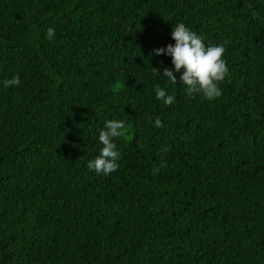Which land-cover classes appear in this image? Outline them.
<instances>
[{
	"label": "trees",
	"instance_id": "1",
	"mask_svg": "<svg viewBox=\"0 0 264 264\" xmlns=\"http://www.w3.org/2000/svg\"><path fill=\"white\" fill-rule=\"evenodd\" d=\"M180 24L224 45L220 98L157 77ZM0 264H264V0H0Z\"/></svg>",
	"mask_w": 264,
	"mask_h": 264
},
{
	"label": "clouds",
	"instance_id": "2",
	"mask_svg": "<svg viewBox=\"0 0 264 264\" xmlns=\"http://www.w3.org/2000/svg\"><path fill=\"white\" fill-rule=\"evenodd\" d=\"M173 28L172 40L175 41V46L169 44L167 48H156L151 53V55L167 56L172 59L173 67H165L162 75L158 71L157 77L166 84L183 85L189 97L199 94L209 101L220 98L223 95L220 83L229 74L224 45L206 44L202 35L184 24L173 25ZM46 35L48 39H53L56 35L55 29L49 27ZM177 74H179V79ZM20 84L19 74L4 81L5 87H19ZM154 91L155 99L163 106H171L176 102L175 96L169 94L165 88L157 86ZM155 126L161 128L163 124L157 119ZM124 129V122L120 119H109L104 122L103 127L98 130V141L102 147L99 154L88 161L89 171H95L97 175L107 177L119 169L121 153L117 140L124 136ZM154 171L159 172V168Z\"/></svg>",
	"mask_w": 264,
	"mask_h": 264
}]
</instances>
